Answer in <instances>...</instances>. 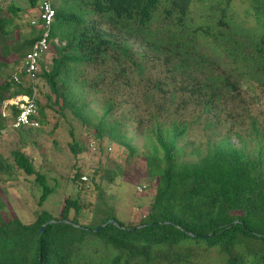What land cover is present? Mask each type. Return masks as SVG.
Instances as JSON below:
<instances>
[{"label": "trees", "instance_id": "16d2710c", "mask_svg": "<svg viewBox=\"0 0 264 264\" xmlns=\"http://www.w3.org/2000/svg\"><path fill=\"white\" fill-rule=\"evenodd\" d=\"M29 2L27 10L34 11L42 0ZM238 2L246 5L245 15L237 11ZM52 3L55 17L50 35L61 44L52 43L41 63L39 81L47 83L56 104L71 108L84 123L93 126L97 139L108 136L122 142L130 156L138 149L122 141L106 120L116 108L113 101L105 105L98 122L84 114L89 95L85 89L97 88L104 79L81 78L91 65L100 67L111 61L120 65L117 73L122 75L128 69L126 63L143 70L152 53L199 105L253 106L258 102L253 96H258L256 90L264 95V0ZM22 11L13 2L0 6V135L12 129L10 124L18 112L12 105L7 109L9 115L3 116L5 101L32 93L23 62L41 28L29 23L30 33L22 34L15 22ZM14 74L21 77V83L15 82ZM37 103L43 125L46 105L41 104L39 95ZM250 119L254 148L223 138L208 144L195 160L182 159L180 143L189 124L157 119L145 154L147 176L156 180V189L146 216L136 223L121 220L115 202L101 190L94 201L68 196L59 215L36 210L35 219L28 223L18 215L3 216L8 205L3 197L0 264H264V131L253 116ZM36 129H13L18 132L19 143L8 156L0 151V178L8 182L18 172L35 176L43 189L39 199L42 205L54 188L25 149ZM79 142L72 132L69 145L76 156L83 151ZM101 173L111 183L117 176L105 166ZM82 176L80 169L72 176L80 189L87 185ZM90 178L93 185L97 173ZM2 194L0 189V197ZM91 205V217L82 218V212ZM110 219L117 224L109 223L95 231ZM42 226L45 228L40 232Z\"/></svg>", "mask_w": 264, "mask_h": 264}, {"label": "rangeland", "instance_id": "374dc122", "mask_svg": "<svg viewBox=\"0 0 264 264\" xmlns=\"http://www.w3.org/2000/svg\"><path fill=\"white\" fill-rule=\"evenodd\" d=\"M11 2L23 9L15 22L21 26V33L28 35L31 31L29 23L37 10H27L30 7L29 0H0V6L7 7ZM235 7L241 15H245V4L238 2ZM135 47L142 50L138 43ZM152 56V53L149 54L151 59L146 60L143 70L126 63L128 69L120 75L117 73L120 65H113V62L108 61L100 67H87L85 77H81L91 81H100V76L104 77L97 88L85 89L84 92H89V95L85 98L84 114L98 122L105 105L108 101H113L116 108L106 120L111 122L115 134L122 141L130 142L138 149L134 156H130V150L118 140L108 136L103 140L97 139L95 128L84 123L71 108L62 109L61 104H56L55 95L47 83L43 79L39 81V100L46 105V118L41 129L33 132V141L37 137L40 144H33L30 140L25 149L34 157L36 168L45 173L54 192L40 205L43 189L36 182L35 176L18 172L16 178L13 176L14 179L8 182H3L0 178L3 193L0 202L4 197L8 204L2 211L4 217L18 215L28 223L35 219L36 210L45 209L59 215L68 196L94 201L101 190L108 199H113L115 212L121 220L125 223L139 222L146 216L156 189V180L152 181L147 176L145 154L148 153L151 131L157 119L161 123L176 119L189 124L187 135L180 143L184 153L183 160H195L200 153L206 151L208 144L223 138L237 146L246 144L251 148L255 147L250 116L256 119L257 126L264 131V95L259 89L255 92L257 97L253 94L258 99L253 106H202L191 97L190 92L182 89L181 83L173 80L163 62ZM114 66L117 68L114 69ZM46 95H50L52 99H47ZM72 132L83 147V151L77 156L69 145L72 142ZM18 143L19 135L15 130L1 132L0 151L6 156ZM104 166L109 167V171H116L117 176L112 183L101 177ZM78 169L88 176L84 189H80L72 179ZM95 172L97 179L91 185L90 177ZM139 186L143 187V191L140 192ZM93 207L91 205L83 211L81 217H91ZM73 215L74 213L71 216Z\"/></svg>", "mask_w": 264, "mask_h": 264}, {"label": "built area", "instance_id": "2783aa9c", "mask_svg": "<svg viewBox=\"0 0 264 264\" xmlns=\"http://www.w3.org/2000/svg\"><path fill=\"white\" fill-rule=\"evenodd\" d=\"M54 17L55 8L52 0H42L35 17L30 21L32 26L41 28L39 38L34 42L23 62L27 80L32 85V93L18 95L5 101L3 116L9 115L10 111L7 110L9 106L14 105L18 109L16 116L10 124L12 129H18L23 126L39 128L42 125V116L37 103L39 95L38 84H40L38 73L41 71V63L45 61V57L51 50L52 43L56 45L61 44L58 38H53L50 35ZM13 79L17 83L22 82L18 74H14ZM82 179L86 181L88 180V176L83 175ZM138 188L140 192L143 191V187L139 186Z\"/></svg>", "mask_w": 264, "mask_h": 264}, {"label": "water", "instance_id": "95a60500", "mask_svg": "<svg viewBox=\"0 0 264 264\" xmlns=\"http://www.w3.org/2000/svg\"><path fill=\"white\" fill-rule=\"evenodd\" d=\"M109 223L117 224V221L115 219H110L105 224H103L102 226L96 228L95 231H99L100 229H102L103 227H105ZM44 228H45V226H42V228L40 229V232H43L44 231Z\"/></svg>", "mask_w": 264, "mask_h": 264}]
</instances>
